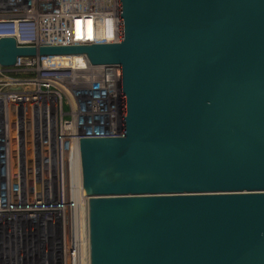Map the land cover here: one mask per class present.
<instances>
[{"label": "water", "instance_id": "1", "mask_svg": "<svg viewBox=\"0 0 264 264\" xmlns=\"http://www.w3.org/2000/svg\"><path fill=\"white\" fill-rule=\"evenodd\" d=\"M121 41L0 64L121 65L122 136L80 138L90 264H264V0H120Z\"/></svg>", "mask_w": 264, "mask_h": 264}, {"label": "built area", "instance_id": "2", "mask_svg": "<svg viewBox=\"0 0 264 264\" xmlns=\"http://www.w3.org/2000/svg\"><path fill=\"white\" fill-rule=\"evenodd\" d=\"M1 37L120 42V0H0ZM124 131L121 65L85 54L0 64V264H90L80 138Z\"/></svg>", "mask_w": 264, "mask_h": 264}]
</instances>
